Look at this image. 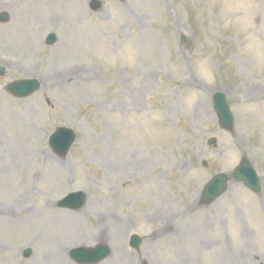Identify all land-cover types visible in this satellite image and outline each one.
Instances as JSON below:
<instances>
[{
    "label": "rangeland",
    "instance_id": "obj_1",
    "mask_svg": "<svg viewBox=\"0 0 264 264\" xmlns=\"http://www.w3.org/2000/svg\"><path fill=\"white\" fill-rule=\"evenodd\" d=\"M88 1L0 0V264H78L71 248L100 243L95 264H264V0ZM28 77L38 91L7 94ZM61 125L76 132L65 157L47 143ZM242 157L260 193L229 178L202 205ZM76 190L80 209L56 206Z\"/></svg>",
    "mask_w": 264,
    "mask_h": 264
},
{
    "label": "water",
    "instance_id": "obj_2",
    "mask_svg": "<svg viewBox=\"0 0 264 264\" xmlns=\"http://www.w3.org/2000/svg\"><path fill=\"white\" fill-rule=\"evenodd\" d=\"M124 1V0H121ZM99 0H91L89 6L92 10L96 11L100 8ZM8 20V14L5 12L0 13V21L5 22ZM56 40L54 33L46 37V43L52 44ZM0 75H4V68L0 66ZM39 88V82L36 79H24L11 82L7 86L10 94L16 97H26ZM215 108L219 115V120L222 126L227 129L232 127V117L224 102L221 94L217 93L214 96ZM74 133L70 129L58 128L50 137L49 145L53 152L58 156H65L73 142ZM214 142V141H213ZM212 142V143H213ZM233 177L236 180L243 181V183L255 192L260 189L259 181L255 172L250 164L243 158L240 164L236 167ZM227 177L224 175H216L206 185L203 191V201L210 202L219 196L225 189ZM84 197L80 193H72L60 205L63 207L77 209L83 203ZM138 244L137 236H131L130 245L136 246ZM30 250L27 249L24 255L28 256ZM108 254V248L105 245H98L94 248H75L70 251V256L79 263H94L104 258Z\"/></svg>",
    "mask_w": 264,
    "mask_h": 264
},
{
    "label": "bare ground",
    "instance_id": "obj_3",
    "mask_svg": "<svg viewBox=\"0 0 264 264\" xmlns=\"http://www.w3.org/2000/svg\"><path fill=\"white\" fill-rule=\"evenodd\" d=\"M88 40L86 39V40H84V39H82L81 41H80V43L82 44H85V45H88V42H87ZM91 48V47H90ZM256 91H258V89L256 90ZM262 91V90H261ZM258 93H260L259 91H258ZM13 207H14V205L12 204L11 205V207H10V210L11 211H13ZM4 211H6L7 212V210H4ZM0 214H3V213H0ZM59 259L57 258L56 259V261H57V263H60V260L58 261Z\"/></svg>",
    "mask_w": 264,
    "mask_h": 264
}]
</instances>
